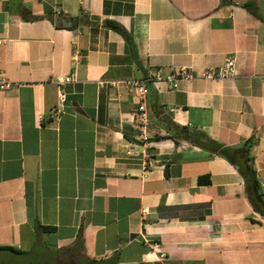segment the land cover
Here are the masks:
<instances>
[{"label":"crops","instance_id":"1","mask_svg":"<svg viewBox=\"0 0 264 264\" xmlns=\"http://www.w3.org/2000/svg\"><path fill=\"white\" fill-rule=\"evenodd\" d=\"M0 40V264H264L237 167L157 139L151 109L226 147L253 138L264 194V0H0ZM227 59L231 77L199 78ZM179 68L194 78L150 85L144 126L106 83Z\"/></svg>","mask_w":264,"mask_h":264},{"label":"trees","instance_id":"2","mask_svg":"<svg viewBox=\"0 0 264 264\" xmlns=\"http://www.w3.org/2000/svg\"><path fill=\"white\" fill-rule=\"evenodd\" d=\"M106 25L113 31L119 33L125 40L129 41V36L114 22L107 21ZM154 116L167 132V136L157 139H171L177 144L178 140L188 141L210 154L224 158L229 163L237 167L243 182L245 193L252 208L264 215V194L253 168L250 149L253 145V138L245 140L239 147H226L209 138L204 132L174 123L161 105L155 101L151 105ZM207 182V181H205ZM41 231H51L52 228L40 227ZM8 248H0V251Z\"/></svg>","mask_w":264,"mask_h":264},{"label":"built area","instance_id":"3","mask_svg":"<svg viewBox=\"0 0 264 264\" xmlns=\"http://www.w3.org/2000/svg\"><path fill=\"white\" fill-rule=\"evenodd\" d=\"M1 45L2 40H0V90L6 91L9 90L14 84L9 81L3 73L1 69L2 63V56H1ZM235 63L233 59H227L223 66L216 68V69H208L204 71L199 78L204 80H221L231 77L234 73ZM194 76L186 69V68H179L175 72H168L165 73L160 69L153 71L152 73L148 74L145 77L139 79H129L120 82L116 81H107L110 86H116L118 83H122L124 87L128 91H133L137 98H138V107L135 113V117L137 122L140 125L144 126L147 123V110H146V98L149 92L148 87L150 85L156 86L160 83L165 84L168 89L172 90L176 87L177 82L182 80H192ZM71 76L61 78L57 80L58 85H62L64 83L71 82ZM105 83V82H100ZM59 100L61 103L65 101V95L63 93H59ZM61 107V106H60ZM56 109V114L62 112V108Z\"/></svg>","mask_w":264,"mask_h":264}]
</instances>
